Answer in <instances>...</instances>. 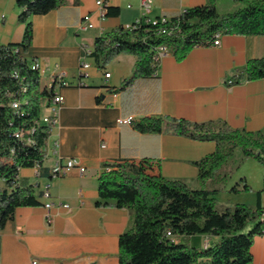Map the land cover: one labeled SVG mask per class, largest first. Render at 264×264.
Instances as JSON below:
<instances>
[{"label": "crops", "instance_id": "1", "mask_svg": "<svg viewBox=\"0 0 264 264\" xmlns=\"http://www.w3.org/2000/svg\"><path fill=\"white\" fill-rule=\"evenodd\" d=\"M149 1L151 8L146 12L142 0H109L116 14L105 18L96 0H68L47 14L31 16L33 40L24 56L39 61L47 76L65 73L68 85L55 87L65 99L60 120L51 129L46 158L39 166L19 171V183L33 186L40 203L18 207L15 219L0 230V264H120L119 238L130 223L131 211L96 204L99 176L107 164H119L130 173L162 174L199 187V168L194 162L213 153L216 142L167 131L142 132L133 124H120L119 118L134 116L138 121L172 116L194 122L223 120L251 132L264 129V78L229 82L248 60L264 57L262 35H221L219 45L197 46L181 61L167 50L154 76L128 83L136 56L123 53L101 67L94 56L87 55L85 48L93 51L97 37L119 26L173 18L208 2ZM224 1H217L218 10ZM231 1L223 13L243 5ZM20 12L18 0H0L1 43L23 41L26 23L19 21ZM88 14L93 27H85ZM83 59L90 67L89 75L81 78ZM107 72L111 73L108 78ZM48 80L46 76L41 79L43 88ZM48 113L44 100L42 114ZM68 158L78 159L86 171L75 168L55 177L52 167L59 159ZM242 169L228 187L246 178L253 188L243 194L249 196L247 202L264 207V192H258L264 185L263 166L250 158ZM46 189L49 197L44 196ZM49 202L53 204L50 208L46 206ZM180 240L206 247L217 238L196 235ZM251 252L254 264H264V234L255 236Z\"/></svg>", "mask_w": 264, "mask_h": 264}, {"label": "trees", "instance_id": "2", "mask_svg": "<svg viewBox=\"0 0 264 264\" xmlns=\"http://www.w3.org/2000/svg\"><path fill=\"white\" fill-rule=\"evenodd\" d=\"M77 2L79 0H76ZM218 0L189 8L168 21L136 22L119 26L96 38L91 53L101 67L126 53L137 60L128 82L154 76L159 65L155 54L164 45L179 60H184L197 46H210L217 34L264 36V0H235L242 6L220 12ZM68 0H18L19 21L26 23L20 44L0 42V230L15 219L16 209L40 202L33 186L19 183L22 167L41 164L48 154L51 135L48 125H38L45 98L37 70L24 56L33 40L32 15L47 14L66 5ZM116 14L108 8L107 15ZM166 30L165 32H163ZM264 78V57L248 60L232 78L231 84ZM12 98L21 100L17 113ZM142 132L167 131L200 141L216 142V150L194 162L199 168V187L182 179L162 174L130 173L119 164H107L99 176L97 205H115L131 211L128 227L119 238L120 264H254L251 252L255 236L264 234V207L236 203L221 205L216 194L225 190L229 179L245 160L252 158L264 168V129L248 131L223 120L194 122L172 116L145 117L135 120ZM22 127L35 143L14 136ZM35 127V129H33ZM242 157L232 164L235 152ZM52 173V172H51ZM232 192L253 191L241 178ZM259 193L264 192V185ZM111 200L115 202L112 203ZM250 223L255 226L247 231ZM207 235L216 237L206 247L181 241V237Z\"/></svg>", "mask_w": 264, "mask_h": 264}, {"label": "built area", "instance_id": "3", "mask_svg": "<svg viewBox=\"0 0 264 264\" xmlns=\"http://www.w3.org/2000/svg\"><path fill=\"white\" fill-rule=\"evenodd\" d=\"M96 4L99 8L100 15L102 18H105L108 12L109 8V0H96ZM143 7L146 12L150 11L151 4L149 0H142ZM91 15L88 14L84 17V22H85V27H93V24L90 20ZM152 22L156 23L158 21L166 22L168 21L167 18H158V19H145V20H139L137 22ZM133 25V24H132ZM132 25L128 27H132ZM164 30L163 32H165ZM221 43V35L217 34L216 38L213 42V45H219ZM87 55H91L92 51L89 48H85ZM167 47L164 45L159 46V54H155V61L158 65H160L161 59L165 52L167 51ZM30 67L34 70H37L41 79L44 78L45 76L49 78L48 82L45 84L46 90L49 92V95L45 98V101L47 103V107L49 109L48 114H42L41 117L36 120V124L38 125H48L51 129L57 125V123L60 120V113L61 109L64 103V96L56 91V86L58 87H63L68 85V82L65 80V73L59 72V73H53L50 76H47L46 68L39 62V61H29ZM90 67V63L87 62L86 60H82L81 65L79 67V76L85 77L88 76V69ZM106 77H110L111 73L107 72ZM11 100V104L13 108L16 110L18 113L20 111L21 107V100H18L17 98H12L13 95L9 93ZM118 122L120 124H128L132 125L135 122V117L134 116H128L124 118H119ZM35 129V127L33 128ZM30 131H26L22 127H17L14 131V136L19 138L20 140L26 142L28 145H32L35 143L34 139L31 138V136L28 135ZM40 164H36V166H39ZM78 168L82 173L86 171V168L81 165L80 161L75 158H68L65 160L59 159L56 164L52 167L51 171H55V177H61L69 174L73 169ZM105 169L110 170L111 167H105ZM44 196L49 197L50 192L48 189L45 190ZM53 204L52 203H47L46 206L50 208ZM65 208H69L70 206L68 204L63 205ZM49 222L52 221V218H48Z\"/></svg>", "mask_w": 264, "mask_h": 264}, {"label": "rangeland", "instance_id": "4", "mask_svg": "<svg viewBox=\"0 0 264 264\" xmlns=\"http://www.w3.org/2000/svg\"><path fill=\"white\" fill-rule=\"evenodd\" d=\"M225 3V5H227V4H233V2L231 1V0H225L224 1ZM225 5H223V6H220V12H222V11H224V6ZM218 8V7H217ZM241 157H242V153H241V151L240 150H237L236 152H235V155L233 156V158H232V164H236L237 162H239L240 161V159H241ZM250 159V158H249ZM248 160V159H247ZM247 160H245V162L247 161ZM255 160V159H254ZM245 162L241 165V167L239 168V169H236L234 172H233V174L231 175V177H230V179H229V183L231 182V180H232V178L233 177H235V176H237V175H240L241 174V172H242V168L244 167V164H245ZM256 162H258V161H256ZM259 163V162H258ZM260 164V163H259ZM240 180V179H239ZM238 180V181H239ZM237 181V182H238ZM229 183H228V185H227V188L225 189V190H223V191H221V192H219L218 194H216L215 196H216V198H217V200H218V202L221 204V205H224V206H230V205H234V204H236V203H245V204H250L249 202H247V199L249 198V196H244L243 194H245L246 192H249V191H242V192H238V193H236V192H232V191H230V189L232 188V186L231 187H228L229 186ZM235 185V184H234ZM233 185V186H234ZM239 195H243V196H239ZM255 226V224L254 223H250L249 225H248V227H247V231L248 230H250V229H252L253 227ZM189 241H191V239H189Z\"/></svg>", "mask_w": 264, "mask_h": 264}, {"label": "bare ground", "instance_id": "5", "mask_svg": "<svg viewBox=\"0 0 264 264\" xmlns=\"http://www.w3.org/2000/svg\"><path fill=\"white\" fill-rule=\"evenodd\" d=\"M157 54H159V53H157ZM53 175L55 176V171H53Z\"/></svg>", "mask_w": 264, "mask_h": 264}]
</instances>
